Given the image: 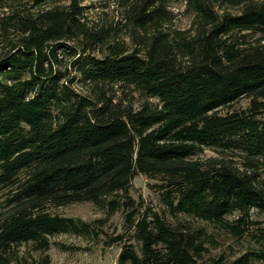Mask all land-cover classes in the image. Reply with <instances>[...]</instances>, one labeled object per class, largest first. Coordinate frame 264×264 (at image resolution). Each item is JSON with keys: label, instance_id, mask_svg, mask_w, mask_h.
<instances>
[{"label": "trees", "instance_id": "1", "mask_svg": "<svg viewBox=\"0 0 264 264\" xmlns=\"http://www.w3.org/2000/svg\"><path fill=\"white\" fill-rule=\"evenodd\" d=\"M174 1L115 0L122 16L100 24L79 0H0V264H49L19 248L99 235L108 220L51 212L87 201L124 210L119 264H264V0H183L188 30ZM206 149L218 156L194 157ZM139 173L161 212L131 196ZM221 237L245 250L212 253Z\"/></svg>", "mask_w": 264, "mask_h": 264}, {"label": "rangeland", "instance_id": "2", "mask_svg": "<svg viewBox=\"0 0 264 264\" xmlns=\"http://www.w3.org/2000/svg\"><path fill=\"white\" fill-rule=\"evenodd\" d=\"M23 4L30 7L33 0H21ZM52 2L46 3L44 7L59 5H68L72 0H51ZM55 1V2H54ZM81 5L87 7V14L91 21L98 22L100 24L106 22H115L120 19L123 14L122 7L115 2V0H79ZM170 9L176 14L174 21V27L182 30H188L191 28L193 22V14L186 10V4L183 0H176L171 3ZM130 41L129 39H127ZM78 91H83L82 87H75ZM123 92H119V96L128 98L134 103L135 107H140L145 101L149 100L154 105L159 103L158 98H147L145 95L138 91H134L133 87H123ZM250 102L249 98H242L240 101L234 103L230 107L221 109L222 113L241 109L246 107ZM218 156V154L211 150L206 149L203 154H197L194 157H210ZM156 184L159 181L154 178H149L146 175L139 173L133 179V185L130 191L131 196L141 202L142 200L148 206L153 207L157 211H162L165 206L161 201V192L158 190ZM2 196V195H1ZM0 196V211L4 209V197ZM51 212L62 215L81 218L87 222H93L98 219H106L107 223L99 230V235L87 236L74 233L57 234L51 238L52 245L46 252L34 249L33 243L24 244L19 248L21 254L27 256L33 255L36 258L42 260L46 255L50 257L49 264H119L118 257L122 249V244L108 245L109 236H115L124 231L125 217L124 210L121 209L118 212L108 215V212L93 202H76L69 205L52 207ZM258 218L257 213L253 215ZM236 216H230L229 218H235ZM170 221L175 222L177 219L189 222L192 225H207L209 231H213V227L209 224L180 214L176 217H172L168 214ZM264 218V216H262ZM264 227L263 225H260ZM224 242L223 246L219 249H215L212 253H217L222 249H227L229 244H234V247L227 249V253L231 254L236 252L240 254L245 250V247H241L239 244L234 243L231 240L221 237ZM136 243L135 241H132ZM248 244L246 243L245 246Z\"/></svg>", "mask_w": 264, "mask_h": 264}]
</instances>
